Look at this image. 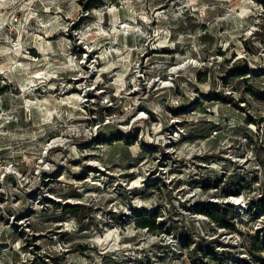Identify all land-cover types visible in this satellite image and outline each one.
<instances>
[{
    "label": "rangeland",
    "instance_id": "rangeland-1",
    "mask_svg": "<svg viewBox=\"0 0 264 264\" xmlns=\"http://www.w3.org/2000/svg\"><path fill=\"white\" fill-rule=\"evenodd\" d=\"M0 264H264V0H0Z\"/></svg>",
    "mask_w": 264,
    "mask_h": 264
},
{
    "label": "trees",
    "instance_id": "trees-1",
    "mask_svg": "<svg viewBox=\"0 0 264 264\" xmlns=\"http://www.w3.org/2000/svg\"><path fill=\"white\" fill-rule=\"evenodd\" d=\"M224 225H227V224H223V223H222V225H221V226H224Z\"/></svg>",
    "mask_w": 264,
    "mask_h": 264
}]
</instances>
